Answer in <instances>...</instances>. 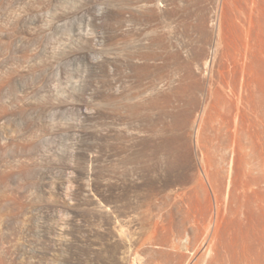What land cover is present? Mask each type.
Masks as SVG:
<instances>
[{"label":"rangeland","instance_id":"obj_1","mask_svg":"<svg viewBox=\"0 0 264 264\" xmlns=\"http://www.w3.org/2000/svg\"><path fill=\"white\" fill-rule=\"evenodd\" d=\"M1 73L0 264H168L200 219L207 264L264 251V0H0Z\"/></svg>","mask_w":264,"mask_h":264},{"label":"bare ground","instance_id":"obj_2","mask_svg":"<svg viewBox=\"0 0 264 264\" xmlns=\"http://www.w3.org/2000/svg\"><path fill=\"white\" fill-rule=\"evenodd\" d=\"M9 30H10V29H9ZM10 31H11V30H10ZM4 32H5V31H4ZM6 32H7V31H6ZM11 32H12V31H11ZM10 35H11V34H10ZM13 35H14V34H12V36H13ZM12 36H11V37H12ZM1 37H2V36H1ZM9 38H10V37H9ZM12 38H13V37H12ZM2 39H3V38H2ZM12 40H13V39H12ZM6 42H7V41H6ZM2 43H3V42H2ZM256 43H257V42H256ZM2 45H4V44H2ZM9 46H11V43H10ZM252 46H253V45H252ZM3 48H4V47H3ZM3 48H2V49H3ZM250 48H251V47H250ZM255 48H256V47H255ZM9 49H10V48H9ZM4 50H5V49H4ZM6 50H8V49H6ZM201 50H202V49H201ZM204 50H206V49H204ZM253 50H254V48H253ZM8 51H9V50H8ZM206 51H207V50H206ZM199 52H200V51H199ZM201 52H203V53H198V55L202 54L203 58H201V59H202L203 61L201 60L202 62L199 63V64H200L199 66H200V69L203 70V69H205V68L207 69V67H208V65H209V64H208V62H209V59H208V57H209L208 55H209V54H208V52H209V51L206 53V52H204V51L202 50ZM258 52H260V50H259ZM261 52H263V51H261ZM194 53H195V52H194ZM257 54H258V53H257ZM151 55H152V54H151ZM202 56H200V57H202ZM257 56H258V55H257ZM212 62H214V60H213ZM24 63H25V62H24ZM245 63H246V62H245ZM213 64H214V63H213ZM185 65H186V63H185ZM189 65H190V64H189ZM21 66H22V63H21ZM211 66H213V65H211ZM246 66H247V65H246ZM247 67H248V66H247ZM186 68H187V67H186ZM187 69H188V68H187ZM241 69H242V68H241ZM241 69H240V70H241ZM18 70H19V69H17V71H18ZM189 70H190V71H189L188 73H189V76H190V73H192L191 66H190V69H189ZM245 70H246V69H245ZM247 70H249V69H247ZM247 70H246V71H247ZM206 71H207V70H206ZM20 72H21V71H20ZM244 73H245V72H244ZM249 73H250V72H249ZM2 74H4V73H1L0 76H1ZM244 75H245V74H244ZM244 75H243V77H244ZM191 76H192V74H191ZM2 77H4V75L1 76L0 81L2 80ZM219 77H220V76H219ZM243 77H242V78H243ZM242 78H241V79H242ZM3 79H6V78L4 77ZM244 79H246V78L244 77ZM6 80H7V79H6ZM6 80H5V81H6ZM211 80H212V78H211ZM220 80H221V79H220ZM220 80H219V81H220ZM217 81H218V80H217ZM219 81H218V82H219ZM221 81H222V82H221ZM221 81H220V82L223 83L224 80L222 79ZM225 81L227 82V80H225ZM243 81H244V80H243ZM3 82H4V81H3ZM3 82H2V83H3ZM7 83H8V82H7ZM228 83H229V82H228ZM228 83H227V84H228ZM234 83H235V82H234ZM0 84H1V83H0ZM5 84H6V83H5ZM5 84H4V86H5ZM215 84H216V82H215ZM228 85H229V84H228ZM232 85H233V84H232ZM232 85H231V86H232ZM241 85H242V84H241ZM243 85H244V84H243ZM218 86H220V85H218ZM0 87H2V86H0ZM222 87L225 88V86H224L223 84H222ZM222 87H221V90H222ZM229 87H230V86H229ZM242 87H243V86H242ZM219 88H220V87H219ZM226 88H227V87H226ZM212 89H213V88H212ZM227 89H228V88H227ZM232 89H233V88H232ZM232 89H230V90H232ZM241 89H243V88H241ZM0 90H1V89H0ZM214 90H215V89H214ZM217 90H218V89H217ZM219 90H220V89H219ZM219 90H218L217 92H219ZM224 90H226V89H224ZM234 90H236V89H234ZM227 91H228V90H227ZM236 91H237V90H236ZM242 91H243V90H242ZM242 91H241V92H242ZM222 92H223V91H222ZM211 93H213V92L211 91ZM263 93H264V92H263ZM231 94H232V93H231ZM231 94H230V95H231ZM235 94H236V93H235ZM235 94H233V95H235ZM240 94H241V93H240ZM237 95H238V94H237ZM231 97H232V96H231ZM238 97H240V96H238ZM233 99H234V98H233ZM1 105H2V104H1ZM1 105H0V106H1ZM4 105H5V104H4ZM3 108H4V106H3ZM251 108H252V107H251ZM255 108H256V107H255ZM259 108H260V107H259ZM0 109H2V108H0ZM253 109H254V108H253ZM262 109H263V108H262ZM3 110H4V109H3ZM250 110H251V109H250ZM252 111H253V110H252ZM263 111H264V110H263ZM0 112H1V111H0ZM2 112H3V111H2ZM260 112H262V111H260ZM258 113H259V112H258ZM193 120H195V119H193ZM193 120H192V123H191L192 125H193V122L195 123V121H196V120H195V121H193ZM261 120H262V119H261ZM190 122H191V121H190ZM199 122H200V121H199ZM202 122H203V121H202ZM211 122H212V121H211ZM203 123H204V122H203ZM262 123H263V122H262ZM257 124H258V122H257ZM196 125H197V123H196ZM199 125H200V123H199ZM199 125H198V126H199ZM202 126H204V125H202ZM211 126H212V125H211ZM222 126H223V125H222ZM192 127H193V126H192ZM195 127H196V126H195ZM199 127H201V125H200ZM204 127H205V126H204ZM206 127H207V126H206ZM229 127H230V126H229ZM263 127H264V126H263ZM212 128H213V127H212ZM220 128H221V127H220ZM223 128H225V127H223ZM227 128H228V125H227ZM201 129L203 130L204 128L201 127ZM198 130H200V129H198ZM226 130H227V129H226ZM203 131H204V130H203ZM224 131H225V130H224ZM227 131H228V130H227ZM227 131H226V132H227ZM198 132H199V131H198ZM222 132H223V129H222ZM230 132H231V131H230ZM220 133H221V132H220ZM232 133H234V132H231L230 134H232ZM227 134H228V133H227ZM232 135H233V134H232ZM235 137H236V136H235ZM229 138H231V137H229ZM231 139H232V138H231ZM234 139L236 140L237 138H234ZM227 141H228V140H227ZM238 141H239V139H238ZM235 142H236V143H234V144L236 145V144H237V141H235ZM228 143H229V142H228ZM240 143H242V141H240ZM232 144H233V143H232ZM242 144H244V142H243ZM242 144H241V145H242ZM229 145H231V144H229ZM237 145H239V143H238ZM241 145H240V146H241ZM244 145H245V144H244ZM246 145H247V142H246ZM240 146H239V147H240ZM239 147H237V149H238ZM242 147L247 148L248 146L246 147V146H243V145H242ZM251 147H252V144H251ZM232 148H233V147H232ZM248 148H249V147H248ZM223 149H224V148H223ZM235 149H236V146H235ZM249 149H250V148H249ZM262 149H263V148H262ZM250 150H251V149H250ZM256 150H257V149H256ZM258 150H260V149H258ZM241 151H242V153H243V148H242ZM263 151H264V150H263ZM227 152H228V151H226V153H227ZM231 152H233V150H232ZM238 152H239V151H238ZM249 152H250V151H249ZM249 152L246 151L247 154H248ZM259 152L262 153L261 151H259ZM226 153H225V154H226ZM235 153H236V151H235ZM240 153H241V152H240ZM244 154H245V152H244ZM244 154H243V156H244ZM253 154H254V153H253ZM257 154H258V153H257ZM226 155H227V154H226ZM251 155H252V154H251ZM261 155H262V154H261ZM222 156H223V155H222ZM258 156H260V155H257V157H258ZM245 157H246V156H245ZM251 157H252V156H251ZM251 157H250V158H251ZM246 158H247V157H246ZM248 158H249V157H248ZM252 158H253V157H252ZM252 158H251V159H252ZM262 158H263V157H262ZM259 159H260V158H258V160H259ZM225 160H226V159H225ZM249 160H250V159H249ZM243 161H244V160H243ZM250 162H251V161H250ZM250 162H249V163H250ZM258 162H259V161H258ZM249 163H248V164H249ZM248 164H247V165H248ZM256 164H257V163H256ZM259 164H260V163H259ZM262 165H263V164H262ZM249 166H250V165H249ZM246 167H247V166H246ZM248 168H249V167H248ZM251 168H252V167H251ZM262 168H263V166H262ZM257 169H258V168H257ZM257 169H256V171H258ZM249 170H250V169H249ZM252 170H253V169H251L250 174H253V173H252ZM260 170H261V169H260ZM248 172H249V171H248ZM259 172H260V171H259ZM259 172H257L256 174H259ZM263 172H264V169H263ZM245 173H246V171H245ZM261 173H262V172H260V174H261ZM248 174H249V173H248ZM250 174H249V175H250ZM254 174H255V169H254ZM254 174H253V175H250V176L248 175V178L250 177L248 180H247V175H245L247 182H245V185H244V186L242 185L244 188H243V190H241V192H236V193H234V195H233V193H231V192H233V191H231V190L228 191V192H230V193L232 194V196H233V197H232V196L230 195V193H228V194L230 195L229 197H232V198L235 197L234 199H236V201L238 200V202H239V204H238L236 201H230V200H234V199H232V198H231L230 200H229V198H228V201L225 200V203H226L225 205H230V206H229L230 208H231L232 206H234V204H235V202H236L237 205L235 204V206H236V208L238 207V212H235V213H239L240 210H242L244 207H246V205H247V207L249 206L248 208L251 209L250 206H252L253 203H256V205H257V203H258V202H256V201L253 202V200H254L253 197L255 196L256 193L254 194V196H253L252 194H253V192H255L256 187H257L258 185H260V184L262 185V184H263V182H264V178H263V179L261 178L262 175H258V176H257V175H254ZM263 176H264V173H263ZM263 176H262V177H263ZM250 179H251V180H250ZM223 180H224V179H223ZM223 180H222V181H223ZM262 180H263V182H262ZM244 181H245V180H244ZM220 182H221V181H220ZM221 184H222V183H221ZM243 184H244V182H243ZM261 185H260V186H261ZM254 186H255V187H254ZM260 186H259V187H260ZM259 187L257 188L258 190H260ZM221 188H222V187H221ZM235 188H236V187H235ZM237 188H238V187H237ZM239 188H240V187H239ZM222 189H223V188H222ZM233 189H234V188H233ZM261 189H262V188H261ZM263 189H264V188H263ZM263 189H262V190H263ZM224 190H225V189H224ZM262 190H261V192H262ZM220 191H221L220 193H222V190H220ZM235 191H237V190H234V192H235ZM217 192H219V191H217ZM258 192H259V191H258ZM259 193H260V192H259ZM219 196H220V195H219ZM261 196H262V195H261ZM181 197H182V196H181ZM259 197H260V196H259ZM259 197H258V198H259ZM262 197H264V196H262ZM222 198H223V197H222ZM222 198H221V199H222ZM225 199H226V197H225ZM255 199H256V198H255ZM177 200H178V199H177ZM259 200H260V199H259ZM261 200L263 201V199H261ZM257 201H258V200H257ZM177 202H178V201H177ZM221 202H222V201H221ZM231 202H233L234 204H232ZM222 203H223V202H222ZM229 203H230V204H229ZM259 203H262V202H259ZM220 204H221V203H220ZM223 204H224V203H223ZM231 205H232V206H231ZM238 205H239L240 207H239ZM256 205L254 204V207H255L256 209H257V207H260V209H262V206H261V205H259V206H256ZM176 206H178V205L176 204ZM224 207H225V206H224ZM252 207H253V206H252ZM248 208H247V209H248ZM263 208H264V206H263ZM234 209H235V207H234ZM234 209H230V210H233V212H234V211H237L236 209H235V210H234ZM245 209H246V208H245ZM245 209H244V210H245ZM180 210H181V209H180ZM228 210H229V208H228ZM189 211H190V209H189ZM242 211H243V210H242ZM251 211H252V210H251ZM251 211H250V212H251ZM190 212H191V211H190ZM221 212H222V211H221ZM224 212H225V211H224ZM230 212H232V211H230ZM248 212H249V210H248ZM261 212H262V210H261ZM240 213H241V212H240ZM243 213H244V212H243ZM251 213H252V212H251ZM262 213H263V212H262ZM179 214H180V213H179ZM188 214H189V213H188ZM180 215H181V214H180ZM184 215H185V213H184ZM190 215H191V214H190ZM190 215H189L188 217H190ZM229 215H230V214H229ZM251 215H252V214H251ZM212 216H213V215H212ZM222 216H223V215H222ZM249 216H250V215H249ZM185 217H186V216H185ZM201 217H202V216H201ZM201 217H200V218H201ZM245 217H246V216H245ZM183 218H184V216H183ZM192 218H193V217H192ZM195 218H196V217H195ZM197 218H198V217H197ZM197 218H196V219H197ZM224 218H225V217H224ZM260 218H261V217H260ZM190 219H191V218H190ZM190 219H189V220H190ZM222 219H223V218H222ZM235 219H236V218H235ZM243 219H245V218H243ZM185 220H187V219H185ZM192 220H194V219H192ZM202 220H203V219H202ZM230 220H231V219H230ZM261 220H262V219H261ZM187 221H188V220H187ZM194 221H195V220H194ZM220 221H221V220H220ZM239 221H240V220H239ZM157 222H158V221H157ZM157 222H156V224H157ZM183 222H184V221H183ZM185 222H186V221H185ZM185 222H184V223H185ZM189 222H191V221H189ZM189 222H188V223H189ZM196 222H198V223H197L198 226L196 225L197 230H195V228H194V230L197 231V232L194 231V232L196 233L195 235H193L192 233H191L192 235L190 234L191 231H189L187 228H189L191 224H188L189 227H187V226H188V225H187V226L184 227V229L187 227L186 230L183 229L184 232H186L185 235L183 234V236H182V237L185 236V237L183 238L184 240L181 239V236H180V238H178V236H177L178 240H179V241L181 240L182 242H179V243H178V242H177V241H178L177 239H176V240H177V241H176L177 243L174 242L175 239H174L173 241L167 242L168 246L171 247V252H169L170 250L168 251V252H169V257L167 256L171 261H170V263H168V262H169V261H168V262H167L168 264H171V262H172L173 260H176V261H177V262L174 261L175 264H176V263L178 264L179 261H180V262H179L180 264H207V259H208V257H210V256H208V255H210V253L212 252V248L214 247V245H213V247H212L214 237L209 238L210 241H208V242H207L206 239L203 240L201 243H200V242H197L196 239L198 240V238L201 236L200 233L203 231V229H204L205 227H204V225L202 226V224H201V223H202V222H201V219H200L199 221L197 220ZM203 222H204V220H203ZM206 222H207V221H206ZM222 222H223V221H222ZM231 222H233V221H231ZM261 222H262V221H261ZM263 222H264V221H263ZM192 223H194V222H192ZM218 223H219V221H218ZM218 223H217V221H216V224H218ZM242 223H243V222H242ZM179 224H180V221H179ZM185 224H186V223H185ZM194 224H195V223H194ZM182 225H183V224H182ZM261 225H262V224H261ZM192 226H193V224H192ZM218 226H219V225H218ZM193 227H194V226H193ZM203 227H204V228H203ZM215 227H216V225H215ZM221 227H222V226H221ZM221 227H219V228H221ZM223 227H224V225H223ZM260 227H261V226H260ZM156 228H157V227H156ZM156 228H155V229H156ZM216 228H217V227H216ZM216 228H214V229H216ZM226 228H227V227H226ZM228 228H229V227H228ZM263 228H264V227H263ZM181 229H182V227H181ZM205 229H206V228H205ZM232 229H233L234 232H235V229H234L233 227H232ZM261 229H262V227H261ZM191 230H192V229H191ZM208 230H209V229H208ZM219 230H220V229H219ZM221 230H222V229H221ZM223 230H224V229H223ZM233 230H232V231H233ZM245 230L247 231L246 228H245ZM156 231H157V230H156ZM156 231H155V232H156ZM192 231H193V230H192ZM216 231H217V230H215V232H216ZM230 231H231V230H230ZM243 231H244V230H243ZM217 232H218V234H217V238H216V236H215L216 239H218V237H219V236H218V235H219V231H217ZM223 232H224V231H223ZM225 232H226V230H225ZM247 232H248V231H247ZM251 232H252V231H251ZM260 232H261V231H260ZM176 233H178V232H176ZM202 233H204V232H202ZM213 233H214V232H213ZM228 233H229V232H228ZM186 234H187V235H186ZM206 234H207V233H206ZM206 234H205V235H206ZM250 234H251V233H250ZM257 234H259V233H257ZM188 235H189V236H188ZM211 235H212V234H211ZM215 235H216V234H215ZM252 235H253V234H252ZM254 235H255V234H254ZM260 235L262 236V233H261ZM213 236H214V235H213ZM230 236H231V235H230ZM242 236H243V235H242ZM263 236H264V235H263ZM153 237H154V236H153ZM203 237H206V236H203ZM207 237H208V236H207ZM246 237H247V236H246ZM257 237H259V236H257ZM225 238H226V237H225ZM234 238H236V237L234 236V237H233V240H234ZM250 238H251V237H250ZM261 238H262V237H261ZM151 239H152V238H151ZM216 239H215V240H216ZM236 239H238V238H236ZM243 239H244V238H243ZM243 239H242V240H243ZM263 239H264V238H263ZM149 240H150V239H149ZM220 240H221V239H220ZM220 240H216V241H220ZM222 240H223V239H222ZM229 240H230V239H229ZM247 240H248V239H247ZM253 240H254V239H253ZM261 240H262V239H261ZM158 241H159V240H158ZM166 241H167V240H166ZM166 241H165V242H166ZM200 241H201V240H200ZM216 241H215V242H216ZM234 241H235V240H234ZM240 241H241V240H240ZM256 241H257V240H256ZM146 242H147V241H146ZM215 242H214V244H215ZM222 242H223V241H222ZM226 242H227V240H226ZM230 242H231V241H230ZM247 242H248V241H247ZM258 242H259V241H258ZM147 243H148V242H147ZM150 243H152V242H150ZM150 243H149V244H150ZM163 243H164V242H163ZM196 243H199V245L196 244ZM219 243H220V242H219ZM219 243H218V244H219ZM223 243H225V242H223ZM234 243H235V242H234ZM263 243H264V242H263ZM149 244H147V245H149ZM160 244H161V243H160ZM164 244H165V243H164ZM218 244H217V245H218ZM221 244H222V243H221ZM228 244H229V243H228ZM230 244H231V243H230ZM261 244H262V242H261ZM143 245H144V244H143ZM147 245H146V246H147ZM236 245H237V243H236ZM242 245H243V244H242ZM258 245H259V244H258ZM151 246H152V245H151ZM181 246H182V248H184V250L192 251L191 254H189L188 252L183 251L182 248H180ZM218 246H219V245H218ZM223 246H224V245H223ZM225 246H227V245L225 244ZM248 246H249V245H248ZM248 246H247V247H248ZM262 246H263V245H262ZM148 247H149V246H148ZM216 247H217V246H216ZM227 247L229 248V246H227ZM240 247H241V246H240ZM242 247H243V246H242ZM256 247H257V245H256ZM202 248H203V250H200V249H202ZM228 248H227V249H228ZM234 248H235V249H234ZM236 248H237L236 246H235V247L233 246V249H232L231 247L229 248V249H231V250H229V249H228V251H226V249L224 250V251H226V252H229V251H230V252H229L230 254H231V252L234 251V253L236 254V251L238 252V249H240V251L237 253V254H238V258H237V260H235V259L232 257V256H235L234 253H233L232 256H231L232 258L230 257V254H229V256L227 255L228 253L226 254L228 257L231 258V259H230V258L228 259V260L231 261V263L237 261L236 263H232V264H250V263H251L250 261L252 260V258H250L249 256L253 257V255L255 254V255H254V258H253L254 261L256 260V259H255L256 257H257V258L259 257V259H262L261 257L264 256V255H263V254H264V253H263L264 251H263V249H262L261 247H260V248L262 249L263 252H262L261 250H259V248H258V250H257V249H256V250H257V252H258V251H261L260 254L263 253V254H262L263 256H261V255L259 254V252H258V254H259L260 256L256 253V251H255V253H254V251H252V249H249V250H251V251L253 252V254L248 256L249 252H250V254H251V251H249L248 253L244 254L245 252L243 253V252L241 251L242 248H238L237 250H236ZM249 248H251V247L249 246ZM253 248H254V247H253ZM180 249H181L184 253H188V254H187L188 256H187V255H186V256H185V255H182V254H184V253H181V255H180V252H182ZM214 249H216V248L214 247L213 250H214ZM217 249H218V247H217ZM219 249H220V248H219ZM244 249L247 250L246 248H244ZM244 249H242V250L244 251ZM164 250H165V249H164ZM179 250H180V251H179ZM235 250H236V251H235ZM214 251H215V250H214ZM156 252H158V251H156ZM165 252H166V251H165ZM178 252H179V253H178ZM221 252H222V251H221ZM160 253H161V252H160ZM162 253H163V252H162ZM222 253H223V252H222ZM216 254H218V253H216ZM256 254H257L258 256H257ZM166 255H167V254H166ZM212 255H213V253H212ZM214 255H215V253H214ZM214 255H213L212 257H214ZM162 256H163V255H162ZM180 256H181L180 260H177ZM215 256H216V255H215ZM224 256H225V255H224ZM160 257H161V256H160ZM212 257H211V258H212ZM219 257H220V256H219ZM221 257H222V256H221ZM228 257H227V258H228ZM236 257H237V255H236ZM211 258H210V260H208V264H210L209 261H212ZM135 259H136V262H135L134 264H139V257L137 256V258H135ZM169 259H168V260H169ZM214 259L216 260V258H213V260H214ZM232 259H234V260L232 261ZM249 259H250V260H249ZM259 259H258V260H259ZM263 259H264V257H263ZM215 260H214V261H215ZM217 260H218V257H217ZM223 260H224V259H222L221 262H225V261H227V262L229 263V261H228L227 259H226L225 261H223ZM258 260H256V261H258ZM214 261H212V263H213ZM218 261L220 262V259H219ZM259 261H262V260H259ZM162 262H163V261H162ZM215 262H216V261H215ZM165 263H166V262H165ZM212 263H211V264H212ZM216 263H217V262H216ZM228 263H226V264H228ZM254 263H255V262H254ZM254 263H253V261H252V264H254ZM172 264H174V263H172ZM220 264H222V263H220ZM224 264H225V263H224ZM229 264H230V263H229ZM255 264H256V263H255ZM260 264H262V263H260Z\"/></svg>","mask_w":264,"mask_h":264}]
</instances>
